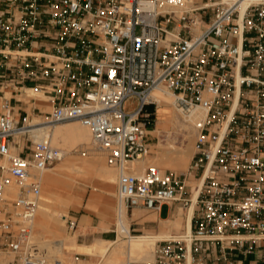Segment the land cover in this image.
<instances>
[{
  "label": "built area",
  "instance_id": "obj_1",
  "mask_svg": "<svg viewBox=\"0 0 264 264\" xmlns=\"http://www.w3.org/2000/svg\"><path fill=\"white\" fill-rule=\"evenodd\" d=\"M26 88L43 96L24 101ZM155 89L184 114L204 111L195 151L187 172H120L117 199L193 209L152 260L126 264H247L264 250V0H0V252L24 246L32 257L37 172L64 155L49 136L32 138L31 115L78 120L122 170L149 150ZM189 175L200 178L195 194Z\"/></svg>",
  "mask_w": 264,
  "mask_h": 264
},
{
  "label": "rangeland",
  "instance_id": "obj_2",
  "mask_svg": "<svg viewBox=\"0 0 264 264\" xmlns=\"http://www.w3.org/2000/svg\"><path fill=\"white\" fill-rule=\"evenodd\" d=\"M40 92L41 91H39V93ZM41 95H42V93H40L39 96H41ZM29 97H32V96H29ZM29 97H26L27 99L24 98L22 100L26 101L29 99ZM45 99H46V97L43 98V100H45ZM133 103H134L133 99H129L128 101H126V103H125L126 110H128V111L131 110ZM171 106H172L171 103L168 102V103H165L161 107L157 105L155 108V122H154V125L149 129L148 135H147L148 143H149V152L146 155H148V156H154V155H156V153L158 152L159 149L162 150V149L166 148L167 147V144H166L167 140L170 141L175 146H184L187 144V139L184 138L185 137L184 134L186 133V130L180 128V126L178 125L179 122L181 121L180 117L176 116L178 122L176 123L173 121L174 124L172 122L169 123L170 122L169 119L167 117H165L164 115L161 118L159 117V114H169ZM50 109H51V107L48 103H45L41 107L42 111H49ZM35 119H38V121H41V122L38 124H35L33 126L43 125V124H52V123H45V121H44L45 120V114H43V113L35 112V114H32L30 121H36ZM66 121H70V120H66ZM66 121H62V122H66ZM162 121L166 125L164 123H162ZM62 122H57V123H62ZM33 126H31V127H33ZM159 135H160V137H159ZM52 138L53 137L51 136V138H50L51 143L52 144L54 143L53 145H55L57 147L60 146L59 143H57L58 141H56V139L58 140L59 138L57 137L55 140H54V138L53 139ZM18 139H19V142L21 144L25 142V140L22 139V137H20ZM84 141L85 140H83L82 143L77 144L75 146H69L68 147V145H65L63 151L66 152V154L64 155L63 159L55 162L54 164H52L47 169H53L54 170V168L55 169L58 168V165H60L62 162H64L65 159H67V158L70 159L73 157L72 159H74V161H77L79 163L82 159H92L93 157L96 156V157L100 158L101 163L104 164L105 168L107 167V168L114 170V173H111V174L115 178H112V180L114 179L112 183L105 182L104 179L98 174L99 164H95L88 170L87 173H85L86 169H84V168L83 169L81 168V170H82L81 172H73L69 169L67 170L66 168L64 170H62L63 173H62V175L59 176V181H60V183H67V184H63L61 186H56V185H49L47 182H44V181L40 183L41 191H40V202H39V204L43 201L44 197L47 196V194H46L47 191L45 192V190L52 189V191H55L56 193L59 192L61 194H64V193L69 194V190L71 189L70 188L71 185H73L72 188L75 189V191H76V196L78 197V204H77V206H68V207H66V209H64V204L60 200H57L56 193L54 194V192H52L54 197L51 200V205H50L51 207L50 206L48 207V210L50 211L51 214L47 216L48 218H46V221H45V218H42L43 214L40 213V209H39V205H38L37 211L35 214V218L33 220L32 231H31V236H30V241L35 246V252H36L35 253V260L44 259L45 262H48L47 264H60V263L61 264L62 263L63 264H108L107 263L108 262L107 257L109 256V254L106 252H103V251L102 252L99 251L96 254L86 253V252H83V250L76 248L75 246H69L68 244L62 245V247H60V246L54 247V245H53L54 237L51 236L50 233L47 231L48 223L55 230L56 227L58 226L59 221H60L59 220L58 222L57 221L55 222L52 219V217L54 218L55 216H58L59 214H63L66 212L64 225L62 228L58 229V234L56 235V238H61L62 236L73 237L74 243H77V242H80V240L77 239L76 235L73 232L74 226L72 228L69 227V219L73 221V219H71L70 216L74 215L75 212H78L81 214L85 213V214L91 215L93 217H96L98 219L110 217L112 222L115 221V214H116V210H117V206H116V200H117L116 187H117V174H118L117 170H119V169H117L113 166H109L105 162L104 156L98 150L90 149L91 148L90 141L86 140V143H84ZM194 142H195V138L194 139L192 138V140H191V149L192 150L190 149V156H192V154L195 151ZM60 148H62V147H60ZM190 156H188V163H189ZM68 161L66 163H68ZM147 166H152V164H148ZM187 167H188V164L184 168H181L184 170L183 172H187L186 171ZM166 168L170 169L171 167L170 168L165 167V169ZM172 170H174V169H172ZM83 173H85V174H83ZM188 177H189V179H188L187 184H188V187L191 188V186L193 185V183L195 181V178L193 176H190V175ZM68 183L70 184V186ZM10 187L12 189V193H10L8 195L9 199L14 197V193L16 190L15 185L10 184ZM92 194L96 196V201L94 203L89 204L88 198ZM169 208H170V205L165 204L161 209V215L164 216L165 214H167L169 212ZM181 209H182L181 214H184L185 209H183V208H181ZM134 212H136V209H134L132 211V213H134ZM152 213L153 212H151L149 210L143 211V214H145V215L146 214L151 215ZM121 214L122 213H120V215ZM177 214L178 213L176 212V215ZM122 215H124V214H122ZM124 217H125V215H124ZM128 217H129L128 218L129 224L133 223L132 226L137 229L139 219H134L132 221L133 217L130 214H128ZM152 217H153V215H152ZM0 218H2L1 213H0ZM163 225L165 226V224H163ZM116 226H117V222H116ZM159 227H161L160 223H159ZM114 228H116V227H114ZM170 229L171 230H173V229L177 230L173 226H170ZM140 233L141 232H138L137 230L136 231L134 230L131 232L132 235H136V234H140ZM116 234H117V232H116ZM113 237L118 239L117 235L115 237V233H114ZM112 246H114V245L111 244L110 247H112ZM54 250H55V252H54ZM119 252L120 251L115 252L114 255L112 254L113 255L112 259L114 261H116L115 260L116 258L119 259L117 261H124L126 258V260L124 261L126 264L128 261H134L135 260V259H131V258L127 257V255L125 253H122V252L119 253ZM25 253H26V249L24 246H22L20 248V250H18L16 252L2 251V252H0V264H22L23 258H25ZM117 256H119V257H117ZM120 257L122 260H120ZM31 258L32 257H27L25 260H29ZM152 258L149 260H152ZM149 260H135V261H149Z\"/></svg>",
  "mask_w": 264,
  "mask_h": 264
},
{
  "label": "bare ground",
  "instance_id": "obj_3",
  "mask_svg": "<svg viewBox=\"0 0 264 264\" xmlns=\"http://www.w3.org/2000/svg\"><path fill=\"white\" fill-rule=\"evenodd\" d=\"M40 93H42V92H40ZM40 93H39V90L37 91L34 88H26L25 94H22L20 96V98L24 99V98L29 97V96H39ZM151 96L153 99L158 101V106H162L163 104L168 103V102L171 103L172 106L170 109V113L165 114L164 116L169 119V121H170L169 123H171V122L173 123V121L177 123L178 122L177 117H180L182 122L179 120L180 122L178 125L180 126V128L186 130V133L184 134L185 135L184 138L187 139V144L184 146H175L170 141L167 140V142H166L167 147L162 149V150L159 149L160 151L158 152L156 157L149 158V161H147V162L142 161V159L140 160L139 158H136V159L128 162V164L122 170H117L118 174L120 172L138 174V173H141L144 169V166H147L148 164H152V166H157L161 169H165V167H169V168L171 167L170 169H174V171H176L178 173L177 169L184 168L188 164V156H190V149H191V140H192V138L194 139L196 137V133H197L196 125L198 122H200L202 120V118L204 116V111L197 107V108L191 110L187 114L180 112L173 105L172 95L163 89L153 90L151 93ZM35 120L36 121H30L29 120V122L27 121L26 124H28V126H33V125L41 122V121H38V119H35ZM162 123H164V122L162 121ZM29 129H30V133H31V136L33 139H40L44 136H49L51 138V136H52L55 140L58 137L60 139V140L56 139V141H58L57 143H59V145H60L58 147H62L63 150H64L65 145H68V147L69 146H75L77 144L82 143L83 140H85L84 143H86V140H89L90 146H91L90 149L96 150L92 147V144H91V135H90L89 128L87 126L83 125L78 120H75V119L70 120V121H66V122H62V123L36 125V126L30 127ZM159 137H160V135H159ZM65 154H66V152H64V155ZM64 155H63V157H64ZM63 157L61 159H63ZM72 158L65 159V161L62 162L60 165H58V168H56V169L54 168V170L46 168V169L38 171L37 177L39 178L40 183L44 181V182H47L49 185L61 186L63 184H67V183H60V181H59V176L62 175V173H63L62 170H64L66 168L67 170L69 169L73 172H81L82 171L81 168L86 169L87 166L84 164L86 159H82L78 163L77 161H74V159H72ZM67 161H68V163H66ZM103 167H104V164H103ZM104 169L106 170L107 168H104ZM102 174H104V173H102ZM104 176L106 178H108L109 180H112V178H115L111 173L107 172V174H106V171H105ZM199 184H200V178H196L193 185L191 186V190H192L193 194H195L196 186H198ZM69 186H70V184H69ZM7 190L9 191V193H12V189H11L10 185L7 187ZM45 192H46L47 196L44 195L45 197H44L43 201L39 204V209H40V213L43 214L42 218H45V221H46V218H48L47 216L51 214L50 211L48 210V207L51 205V200L54 197L52 192H54V194L56 192L52 191V189L45 190ZM56 196H57V200H60L64 204V209H66L68 203H70L69 200L72 197L67 193L61 194L59 192L56 193ZM73 199L74 198H72V200ZM192 209H193V206H190L188 209H185V212L183 215V227L184 228H189V218L191 216ZM121 213L124 214V211H122ZM63 214H65V213H63ZM122 214L117 219V226L115 228V232H117L116 235H117L118 239H115L113 241L112 240L111 241L110 240H95V242L89 246L83 245V246H80L78 248L83 250V252H86V253L96 254L99 251H101V252L103 251V252L108 253L109 254V256L107 257L108 258L107 259L108 264H125L124 261L126 260V258L124 261H117V260H119L117 258L115 259L116 261H114L112 259L113 258L112 256L114 255V253L118 252V251L125 253L127 255V257H129L131 259H135V260H149V259H151L153 257V249L152 248H153L154 244L156 243V241L160 240L162 238H165L166 236H168L170 234V232H169L170 223H166L165 226L163 228H161V230L159 232H156V233L149 231V232H144L143 234L132 235L129 233V230H128L127 219ZM154 218H155V215H154ZM63 244L65 245L66 243L63 242ZM111 244H113L114 246L110 247ZM71 245H72V243H71ZM29 251L32 255V258L29 259L28 261L23 258L22 264H27V262H32L33 264H47L48 263V262H45L44 259L35 260V253H36L35 247L30 249ZM54 252H55V250H54ZM119 256H117V257H119ZM120 260H122L121 257H120Z\"/></svg>",
  "mask_w": 264,
  "mask_h": 264
},
{
  "label": "crops",
  "instance_id": "obj_4",
  "mask_svg": "<svg viewBox=\"0 0 264 264\" xmlns=\"http://www.w3.org/2000/svg\"><path fill=\"white\" fill-rule=\"evenodd\" d=\"M26 101H28V100H26ZM163 115H165V114H159V117L161 118ZM159 151L160 150H158V152ZM148 152H149V150H148ZM158 152L156 153V155L158 154ZM146 154H144L139 159L140 160L142 159V161H144V162L146 161L147 162V161H149V158L156 157V155L148 156ZM190 158H191V156H190ZM189 162H190V159H189ZM98 163H99L98 174L100 173L99 175L101 177L105 174V171H106V174H107V172L108 173H114L113 169H110V168L106 167L108 170L107 169L105 170L104 169L105 167H103V164L101 163L100 158L96 157V156L93 157L92 159H86L85 160L84 164L87 166L85 173H87L88 170L93 165L98 164ZM188 166H189V163H188ZM146 167L147 166H144V169ZM187 169H188V167H187ZM177 171L179 173V172H183L184 170L183 169H178ZM101 172L104 173V174H102ZM85 173H83V174H85ZM102 178L104 179L105 182H109V183L113 182V180H109L108 178H106L104 176ZM72 186L73 185L70 186L71 189L69 190V195L72 198H74V199L72 200V198L70 197L71 198L69 200L70 203H68L67 207L68 206H77V204H78V200H77L78 197L76 196V191H75V189L72 188ZM95 201H96V196L92 194L88 198V203L89 204L90 203H94ZM165 204H169L170 208H169V212L163 216V215H161V209H162V207ZM116 206H117V210H116V214H115V221H113V222H112L110 217H105V218H102V219H98V218L93 217L91 215H88V214H85V213L81 214V213H78V212H75L74 215L70 216L71 219H73L74 224H75L74 228H73V232L76 235L77 239L80 240V242H77V243H74L73 237L62 236L61 238H56V235L58 234V229L62 228L63 225H64L66 212H65V214H59L58 216H55L54 218L52 217V219L55 222L56 221L58 222L60 220L59 223H58V226L56 227L55 230L49 223H48V226H47V228H48L47 231L50 233L51 236L54 237V240H53L54 247H56V246L57 247H59V246L62 247V245H64L63 242H65L69 246H76V248H78V247L83 246V245L84 246H89V245L93 244L95 242V240H110V241L111 240L112 241L115 240L116 238L113 237L114 233H115V237H116V232H115V228L114 227H116L117 219L119 218L120 213H121L122 210L124 211V215H125V217L127 219V222H128V230H129V226H130V228H133L135 231L137 230L138 232H141L140 234H143L144 232H149V231L150 232L152 231L154 233L159 232L161 230V228L164 227L163 224H166V223H170V226H173V227H175V229H177V230H174V229L171 230L169 228V232L170 233L171 232H179V231H182L184 229V227H183V215L184 214H181L182 213V209L179 206V204H176V203H162L159 206V209L156 212H153V211L149 210V211L153 212L151 215L143 214V211L146 210V209L141 208V207H135V208L129 209L126 206L120 205L119 202H118V199L116 200ZM134 209H136V212L132 213V211ZM176 212L178 213L177 215H176ZM128 214L132 215V217H133L132 221L134 219H139L137 229L132 226L133 223L129 224ZM152 215H153V217H152ZM154 215H155V218H154ZM69 221H72V220L69 219ZM159 222L161 224V227H159ZM71 243H72V245H71ZM258 252L259 253L257 255L256 254H250V255L246 256V258H245L246 263L247 264H264V250H261V251H258Z\"/></svg>",
  "mask_w": 264,
  "mask_h": 264
},
{
  "label": "trees",
  "instance_id": "obj_5",
  "mask_svg": "<svg viewBox=\"0 0 264 264\" xmlns=\"http://www.w3.org/2000/svg\"><path fill=\"white\" fill-rule=\"evenodd\" d=\"M148 109H149V110H151V108H150V107H148Z\"/></svg>",
  "mask_w": 264,
  "mask_h": 264
}]
</instances>
